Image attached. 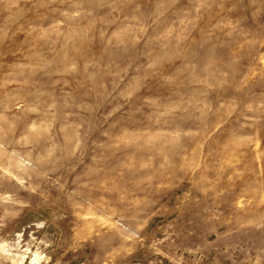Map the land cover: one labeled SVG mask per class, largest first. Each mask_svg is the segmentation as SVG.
<instances>
[{
    "label": "rangeland",
    "instance_id": "obj_1",
    "mask_svg": "<svg viewBox=\"0 0 264 264\" xmlns=\"http://www.w3.org/2000/svg\"><path fill=\"white\" fill-rule=\"evenodd\" d=\"M0 264H264V0H0Z\"/></svg>",
    "mask_w": 264,
    "mask_h": 264
}]
</instances>
